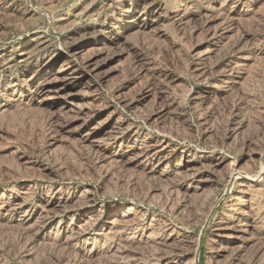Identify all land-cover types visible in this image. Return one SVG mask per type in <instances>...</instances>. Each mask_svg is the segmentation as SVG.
Returning a JSON list of instances; mask_svg holds the SVG:
<instances>
[{"label": "rangeland", "instance_id": "374dc122", "mask_svg": "<svg viewBox=\"0 0 264 264\" xmlns=\"http://www.w3.org/2000/svg\"><path fill=\"white\" fill-rule=\"evenodd\" d=\"M0 264H264V0H0Z\"/></svg>", "mask_w": 264, "mask_h": 264}, {"label": "bare ground", "instance_id": "6f19581e", "mask_svg": "<svg viewBox=\"0 0 264 264\" xmlns=\"http://www.w3.org/2000/svg\"><path fill=\"white\" fill-rule=\"evenodd\" d=\"M238 174V173H237ZM237 176V175H236ZM240 176V175H239Z\"/></svg>", "mask_w": 264, "mask_h": 264}]
</instances>
